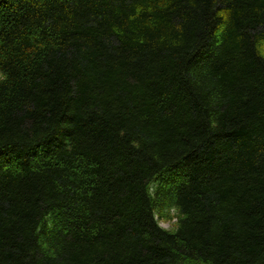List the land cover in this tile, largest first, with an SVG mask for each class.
I'll list each match as a JSON object with an SVG mask.
<instances>
[{
  "label": "trees",
  "instance_id": "trees-1",
  "mask_svg": "<svg viewBox=\"0 0 264 264\" xmlns=\"http://www.w3.org/2000/svg\"><path fill=\"white\" fill-rule=\"evenodd\" d=\"M0 264H264V0H0Z\"/></svg>",
  "mask_w": 264,
  "mask_h": 264
},
{
  "label": "rangeland",
  "instance_id": "rangeland-1",
  "mask_svg": "<svg viewBox=\"0 0 264 264\" xmlns=\"http://www.w3.org/2000/svg\"><path fill=\"white\" fill-rule=\"evenodd\" d=\"M171 214H172V216L175 217L176 212L173 211ZM159 221H160V225L163 228L167 229V230H174L175 225H176V222H177V220L175 218L172 219V220H170V219H168V220H162V219L159 218Z\"/></svg>",
  "mask_w": 264,
  "mask_h": 264
}]
</instances>
